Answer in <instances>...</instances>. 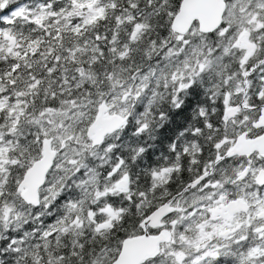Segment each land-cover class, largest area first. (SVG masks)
Returning <instances> with one entry per match:
<instances>
[{"label": "snow or ice", "instance_id": "1", "mask_svg": "<svg viewBox=\"0 0 264 264\" xmlns=\"http://www.w3.org/2000/svg\"><path fill=\"white\" fill-rule=\"evenodd\" d=\"M0 264H264V0H0Z\"/></svg>", "mask_w": 264, "mask_h": 264}]
</instances>
